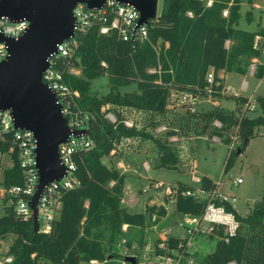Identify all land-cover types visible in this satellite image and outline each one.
I'll return each instance as SVG.
<instances>
[{
    "label": "trees",
    "instance_id": "trees-1",
    "mask_svg": "<svg viewBox=\"0 0 264 264\" xmlns=\"http://www.w3.org/2000/svg\"><path fill=\"white\" fill-rule=\"evenodd\" d=\"M257 1L161 0L157 16L147 24V41H124L115 29L100 33L99 25L77 37L71 55L57 58L56 65L63 82L79 93L71 99L70 108L88 114L87 136L93 145L73 154L79 185L61 192L59 215L52 222L50 232H33L30 218L25 219L12 207H5L0 216V237L14 235L7 252L12 260L5 264H79L117 259L120 255L115 245L124 235V224L144 227L153 214H165L163 207L155 205H147L143 212H130L121 203L125 175L104 164L102 157L115 150L122 138L140 136L151 139L156 147L155 167L176 168L179 156L167 139L178 131H167L162 140L143 129L125 126L119 111L115 112V121H111L101 109L110 105L163 114L171 90L212 100L231 98L223 93V78L218 72L245 74L252 59L260 56L263 42L254 47V39L259 35L264 40L263 17L256 22L254 30L239 26L241 4L252 8ZM245 17L248 22L254 20L251 10L245 12ZM210 70L213 80L208 83ZM255 73L264 80V64L257 66ZM100 75L108 77L109 90L98 97L88 90L89 81ZM130 83L136 84V90H119ZM232 100L238 104L247 102L241 96ZM254 102L262 114L247 116L240 109L227 110L220 105H210L202 113H190L198 118V135L223 138L232 134L239 140L235 149L228 148L224 172L238 156L237 151L242 153L259 128L264 127V94L256 95ZM224 140L228 142L230 137ZM0 153H12L15 161L11 168L3 170L4 186L21 184L22 172L16 163L12 131L0 132ZM177 185L180 190L194 189L181 181ZM200 187L211 194L217 190V183L205 175L200 179ZM208 201L179 193L173 201L174 211L181 215H201ZM213 202L232 212L239 228L229 236L222 226H214L209 234L210 239H215L214 248L196 264H264V190L246 215H240L225 201L213 199ZM161 242L174 249L185 240L168 235L165 240L157 239V244ZM162 253L164 250L156 245L155 254Z\"/></svg>",
    "mask_w": 264,
    "mask_h": 264
},
{
    "label": "rangeland",
    "instance_id": "rangeland-1",
    "mask_svg": "<svg viewBox=\"0 0 264 264\" xmlns=\"http://www.w3.org/2000/svg\"><path fill=\"white\" fill-rule=\"evenodd\" d=\"M158 3V11L160 8ZM251 8L246 4H241V18L239 26L247 30L256 29V22L264 17V0H258ZM251 10L254 20L247 21L245 12ZM263 23V18H262ZM264 24V23H263ZM259 57L252 59L256 68L264 64V46ZM249 67L245 74L235 71L226 72L224 75L225 95L229 99L219 100L220 105L225 109H240L247 116L262 114V110L256 105L254 94L264 93V80L254 73L249 74ZM78 75V72H75ZM88 92L95 96H102L109 90V81L106 75H100L89 81ZM121 92L136 90V84L130 83L119 87ZM235 95H233V94ZM258 93V94H257ZM240 95L250 99V106L245 103H236L232 98ZM207 97L198 96L196 102L190 103L187 99H182L181 95L170 91L169 103L166 112L163 114L138 111L135 109L113 107L105 105V117L112 121L116 119V111L124 119L131 120L137 129H143L153 137L165 139V134L169 130H176L178 134L171 136L169 140L172 147L179 156V163L176 168L154 167L157 162V150L151 139L143 137L122 138L116 145V149L107 156L102 157V162L108 167L116 168L125 175L127 184L126 192L123 191L121 203L130 212H143L147 205L163 207L165 214L158 216L153 214L147 220L144 227L129 226L124 224L122 230L124 235L116 243L115 249L119 253V258H108L103 261L90 260L89 262H79V264H158L155 249L157 239L165 240L166 236L176 234L181 238L188 237L185 231V215L174 211L173 200L164 193L163 190H154L150 185L154 182H162L164 185L177 184L178 181L196 187L193 176H209L217 183L220 193L227 195L230 199L235 198L233 205L240 215H246L250 206L258 200L264 190V127H260L256 136L250 139L244 151L235 158L233 164L226 172L223 171L224 159L228 148L235 149L239 140H235L233 135H224L223 138L215 140L211 135H198V118L192 117L190 113H202L209 108ZM252 107V109H251ZM111 118V119H110ZM161 128V129H160ZM164 128V129H163ZM232 135V136H231ZM211 136V137H210ZM230 141H225L228 139ZM3 163L10 164L8 157H3ZM118 161H122L124 167H116ZM146 164L149 169L146 170ZM118 166V165H117ZM236 178H241V183L234 182ZM3 179V168L0 167V182ZM149 186L147 191L143 189ZM4 213V208L0 206V216ZM14 239V235L8 234L4 238L0 237V254L7 250L8 245ZM215 245V239H210L209 234L202 236L195 235L191 240L189 251L194 258V263H198L201 256L210 252ZM126 257H132L133 261L128 262Z\"/></svg>",
    "mask_w": 264,
    "mask_h": 264
},
{
    "label": "built area",
    "instance_id": "built-area-1",
    "mask_svg": "<svg viewBox=\"0 0 264 264\" xmlns=\"http://www.w3.org/2000/svg\"><path fill=\"white\" fill-rule=\"evenodd\" d=\"M257 7L256 3L253 6ZM226 14V11L223 13ZM73 36L56 45V53L48 59V66L42 73V81L56 95L57 102L61 104L62 114L67 119V126L71 131L70 136L63 143L58 145V155L60 164L64 167L65 173L59 180H54L47 184L42 190L37 204V233H48L51 230L52 222L58 217L61 207V192L67 189H73L79 185V179L76 175V163L73 154L78 150L89 149L93 142L87 134L74 135L73 132L86 127L88 114L70 108V101L73 97H78L77 90H72L62 80V74L57 68L56 59L59 57L70 56L74 47L77 45V37L85 34L92 26L99 25L100 33H108L116 30L124 41L142 42L148 40L147 25H138L139 12L132 5L119 3L116 0H106L103 5L97 9L88 8L84 3H78L73 8ZM264 23V17H263ZM29 21L26 18L11 20L7 17H0V35L18 39L28 29ZM263 42V44H262ZM264 46V40L256 35L254 39V47ZM156 49V47H155ZM8 45L5 41L0 40V62L8 56ZM251 72H256V62L250 66ZM213 80V71L207 73V81L211 83ZM181 98L187 99L193 103L197 96L191 93L183 92ZM250 99L245 103L249 107ZM254 102V100H253ZM252 109V107H251ZM112 121L115 118L112 117ZM110 118V119H111ZM123 123L127 127L134 126L133 122L123 119ZM216 126H220L218 121L214 122ZM161 129V128H160ZM164 129V128H163ZM12 131L13 141L16 146V163L22 172V183L5 187L3 179L0 182V206L12 207L13 210L21 217L32 220V209L29 201L36 191L39 181V173L36 168V138L32 131L26 129H14L13 119L10 110H0V132ZM218 140V137H214ZM12 151V148H10ZM8 157L10 164L3 163V157ZM15 161L12 153H0V167L4 169L11 168ZM147 168V166H145ZM200 177L194 175L193 181L197 183L194 189L180 190L177 184L164 185L162 182H154L150 185L154 190L160 189L164 191L173 201L177 194L185 196H193L201 199H209L204 211L201 215L184 214L185 231L188 237L181 238L185 242H179L177 248L168 249L161 242L158 247L164 250V253L157 255L158 264H195L194 258L189 251L191 240L195 235L202 236L210 234L214 226H222L225 234L234 235L238 228L239 222L234 214L227 211L224 205H216L213 199L225 201L234 209L233 201L225 194L216 191L211 194L200 187ZM236 183H241V178H236ZM149 186L143 190L147 191ZM236 210V209H235ZM33 221V220H32ZM10 245V244H9ZM0 254V264L9 263L12 256L9 255L8 248ZM1 249V248H0ZM2 251V249H1Z\"/></svg>",
    "mask_w": 264,
    "mask_h": 264
},
{
    "label": "water",
    "instance_id": "water-1",
    "mask_svg": "<svg viewBox=\"0 0 264 264\" xmlns=\"http://www.w3.org/2000/svg\"><path fill=\"white\" fill-rule=\"evenodd\" d=\"M106 0H0V17L26 18L27 31L18 39L0 35L8 45V56L0 62V110H10L14 129H26L36 138V168L39 181L29 201L33 232H37L36 204L44 187L65 173L60 164L58 145L71 131L55 93L42 81L48 59L56 45L73 36V8L84 3L99 9ZM132 5L139 12L138 25L148 24L158 14L159 0H116ZM87 128L74 135L87 134ZM240 151H237V155ZM132 262V257H126Z\"/></svg>",
    "mask_w": 264,
    "mask_h": 264
},
{
    "label": "crops",
    "instance_id": "crops-1",
    "mask_svg": "<svg viewBox=\"0 0 264 264\" xmlns=\"http://www.w3.org/2000/svg\"><path fill=\"white\" fill-rule=\"evenodd\" d=\"M165 45L167 46V43H165ZM210 71H212V70H210ZM254 73H255V72H253V73L251 72V69H250V67H249V74H250V75H254ZM218 75H219L220 77H222L223 80H224V75H225V72H224V71H219V72H218ZM223 86H224V82H223ZM225 89H227V88H225V86H224V90H223V93H224V94H225ZM227 90H228V89H227ZM172 91H173L174 93L179 94V95H180L181 93H183L182 91H177V90H172ZM232 94H233V93H232ZM257 94H258V93H257ZM262 94H264V93H262ZM233 95H235V94H233ZM237 96H240V95H237ZM255 96H256V95L254 94V97H255ZM197 98H198V96H197ZM197 98H196V99H197ZM206 100H207V102H210L209 105H220L219 100H223V99L212 100L210 97H207ZM224 100H225V99H224ZM196 101H198V100H195L194 102H196ZM220 106H222V105H220ZM209 107H210V106H209ZM222 107H223V106H222ZM234 108H235V107H234ZM234 108H233V109H234ZM233 109H229V110H233ZM138 111H140V110H138ZM219 140H220V139H219ZM117 163H118V164H117L118 166L116 165V167H123V168H125V167H124V164H123L122 161H118ZM146 166H147L146 170L149 169V166H148L147 164H146ZM154 167H155V166H154ZM210 178H211V177H210ZM126 181H127V180H125L124 189H123L124 192H126L125 189L127 188ZM217 192H219L218 189H217ZM219 193H220V192H219ZM173 235H174V236H177V237H180V236H178V235H176V234H173ZM180 238H181V237H180ZM94 261H95V260H94Z\"/></svg>",
    "mask_w": 264,
    "mask_h": 264
}]
</instances>
